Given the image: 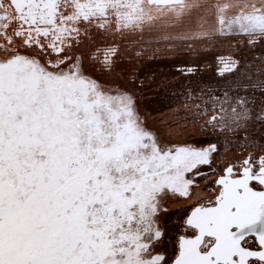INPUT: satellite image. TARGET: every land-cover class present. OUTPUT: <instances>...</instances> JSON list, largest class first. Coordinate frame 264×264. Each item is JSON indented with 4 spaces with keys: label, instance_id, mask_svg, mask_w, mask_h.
Instances as JSON below:
<instances>
[{
    "label": "snow or ice",
    "instance_id": "obj_1",
    "mask_svg": "<svg viewBox=\"0 0 264 264\" xmlns=\"http://www.w3.org/2000/svg\"><path fill=\"white\" fill-rule=\"evenodd\" d=\"M0 264H264V0H0Z\"/></svg>",
    "mask_w": 264,
    "mask_h": 264
},
{
    "label": "flooded vegetation",
    "instance_id": "obj_2",
    "mask_svg": "<svg viewBox=\"0 0 264 264\" xmlns=\"http://www.w3.org/2000/svg\"><path fill=\"white\" fill-rule=\"evenodd\" d=\"M181 63L180 61H170V62H166V63H153L150 68L147 71H160L161 69L169 74H175L177 76H179V73L175 72V67ZM183 77H181V80L183 81ZM198 80H203L207 83H212L213 86H216L215 83H213V81L215 80L214 76L211 73H207L205 75H203L202 77H198V78H194L193 79V83H197ZM143 104L146 108L147 111L152 112L154 105L151 104L150 102V98L145 99L143 101ZM156 113L153 112V115H155Z\"/></svg>",
    "mask_w": 264,
    "mask_h": 264
}]
</instances>
